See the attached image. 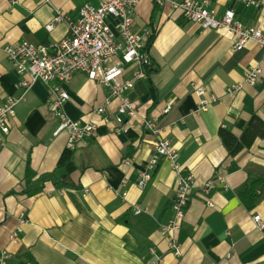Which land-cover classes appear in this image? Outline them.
<instances>
[{"label": "crops", "instance_id": "obj_1", "mask_svg": "<svg viewBox=\"0 0 264 264\" xmlns=\"http://www.w3.org/2000/svg\"><path fill=\"white\" fill-rule=\"evenodd\" d=\"M252 1L260 6L234 0H216L214 6L219 15L232 8L240 23L264 32V0ZM101 2L0 0V106L7 96L20 94L15 88L19 76L4 48L23 41L60 42L68 25L46 28L57 10L77 19L85 4ZM136 29H148L154 37L151 64L129 97L140 118L159 121L183 173L195 177L177 233L182 254L171 251L163 232L174 216L177 176L171 162L159 158L149 183L140 186L156 150L154 136L144 131L139 117L129 134L101 125L95 137L71 149L70 166L60 168L70 149L68 135H55L60 122L49 106L50 89L38 82L17 107L10 134L0 136V253H11L8 264H149L159 258L160 264H264V230L254 221L260 215L264 222V202L249 209L238 194L248 180H264V49L249 42L235 52V39L224 31L202 30L155 0H141ZM252 66L263 69L260 82L230 94ZM137 68L128 66L125 78H133ZM193 83L219 102L197 113ZM63 87L71 98L66 114L82 123L94 118L109 96L84 73ZM170 102L172 111L163 116ZM50 174L67 176L66 182L42 184ZM218 175L225 176L224 185L205 195L201 187ZM19 228V242L12 243L9 236Z\"/></svg>", "mask_w": 264, "mask_h": 264}, {"label": "built area", "instance_id": "obj_2", "mask_svg": "<svg viewBox=\"0 0 264 264\" xmlns=\"http://www.w3.org/2000/svg\"><path fill=\"white\" fill-rule=\"evenodd\" d=\"M216 0H155L159 6L169 4L174 13L180 14L186 21L198 25L202 30L224 31L235 39L233 50H245L249 42H256L264 49V32L260 28L248 27L236 19L232 8H227L219 15L214 6ZM248 6L259 7L258 2L252 0H234ZM49 4L50 0H42ZM141 0H102L99 6L85 4L77 19L64 17L60 11L50 24L46 26L52 31L61 22L68 25L69 33L60 42L50 46L35 45L23 41L17 45H8L4 48L9 61L19 81L15 88L19 95H9L0 106V136L10 134L11 122L16 115L17 107L26 100L33 86L42 82L51 93L50 109L60 124L55 135L66 133L68 147L74 148L77 144L96 136L101 125L110 126L116 134H129L136 128L138 111L132 103L129 93L134 89L137 80L145 77V68L151 64V54L148 42L153 32L148 29H136L137 8ZM113 21L115 23H113ZM137 65L133 78H125L128 66ZM77 73H84L87 77L107 88L109 96L105 102L94 111V118L82 123L71 119L65 112V105L70 101V95L64 85L70 83ZM263 75L260 66H252L245 73L244 82L229 88L228 92L240 91L245 85L256 86ZM192 89L199 99L196 112L207 111L219 102L215 95H208L206 88L198 83L192 84ZM117 102L116 112L111 117V107ZM172 103L162 111L168 116L172 111ZM98 118L99 120H97ZM140 125L145 132L155 138L156 156L150 162L148 169L141 173L140 186L144 188L152 178L159 158H166L171 162L177 176L176 195L173 204L174 216L163 232L168 236L171 251L176 255L182 254L177 233L186 217V211L191 200V191L195 186L193 174H184L183 167L177 162L179 154L169 139L163 136V129L157 119L140 118ZM225 183V176L218 175L207 181L201 191L209 195L218 184ZM226 188V186H225ZM213 207V204L210 203ZM136 214L140 208L136 207ZM260 230H264V222L260 215L254 217ZM21 229L10 234L12 243L19 242ZM11 259L9 251L0 253V264H8ZM162 259L149 264H160Z\"/></svg>", "mask_w": 264, "mask_h": 264}, {"label": "trees", "instance_id": "obj_3", "mask_svg": "<svg viewBox=\"0 0 264 264\" xmlns=\"http://www.w3.org/2000/svg\"><path fill=\"white\" fill-rule=\"evenodd\" d=\"M153 37L148 42V47L151 44V41H153ZM254 120V119H253ZM253 125V121L250 123L249 127L246 129L245 132H248L251 129V126ZM72 156L73 152L71 149H67L60 161L59 166L60 168L68 167L72 163ZM55 174H50L48 176H43L41 178L42 184L48 181H53L59 183L66 182L67 176L63 177H56ZM239 197L242 200V202L245 204V206L249 209H253L257 207L259 204L264 202V180L263 179H253L248 180L238 191Z\"/></svg>", "mask_w": 264, "mask_h": 264}]
</instances>
